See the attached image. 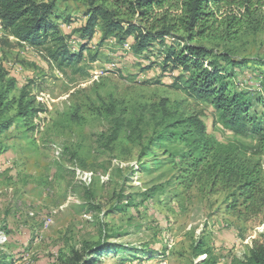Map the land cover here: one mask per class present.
Returning <instances> with one entry per match:
<instances>
[{
  "label": "rangeland",
  "instance_id": "1",
  "mask_svg": "<svg viewBox=\"0 0 264 264\" xmlns=\"http://www.w3.org/2000/svg\"><path fill=\"white\" fill-rule=\"evenodd\" d=\"M51 1L79 50L75 31L88 6ZM225 11L238 15L235 6ZM101 35L98 28L88 40L84 71L74 74L0 23V264L243 260L264 243V148L224 130L212 106L175 88L185 79L165 63L167 47L153 42L137 55L134 36L101 43ZM177 37L185 34L164 43ZM194 45L210 50L206 66L214 63L264 114V30L246 22L238 34ZM190 117L205 133L183 135ZM159 135L168 140L150 142ZM247 177L257 181L249 193Z\"/></svg>",
  "mask_w": 264,
  "mask_h": 264
},
{
  "label": "trees",
  "instance_id": "2",
  "mask_svg": "<svg viewBox=\"0 0 264 264\" xmlns=\"http://www.w3.org/2000/svg\"><path fill=\"white\" fill-rule=\"evenodd\" d=\"M78 1L87 5L89 10L85 15V24L75 31L84 43L77 51L70 47L72 36L60 28L58 22L61 17L56 12L54 1L0 0V23L19 42L39 50L59 71L69 69L74 74L84 71V50L98 28L102 34L101 43L116 33L134 36L132 48L137 55L143 54L151 43L159 42L168 49L165 63L183 69L184 75L177 79L183 78L185 81L183 84L177 83L175 88L199 103L212 106L216 123L224 130L253 139L258 142L260 150L264 148V114L256 111L258 104H255L254 98L246 91L233 88L228 77L223 76L214 63L206 66L203 58L211 51L204 46L194 45L195 40L220 39L238 34L246 22L256 30H264V0ZM234 6L238 15L225 11ZM65 21L72 23L70 19ZM125 24L129 27L127 32ZM179 32L185 34V37H177L180 43L171 46L164 43L167 36ZM181 44L184 46L181 47ZM181 125L188 128L183 134L187 138L206 131L205 124L194 117L186 119ZM167 140V136L159 135L150 142L161 146ZM254 154L260 153L255 151ZM190 164L198 170L202 162L195 159ZM247 178L243 189L249 193L248 190H253L257 181ZM232 264H264V243L256 245L243 260L233 259Z\"/></svg>",
  "mask_w": 264,
  "mask_h": 264
},
{
  "label": "built area",
  "instance_id": "3",
  "mask_svg": "<svg viewBox=\"0 0 264 264\" xmlns=\"http://www.w3.org/2000/svg\"><path fill=\"white\" fill-rule=\"evenodd\" d=\"M62 28L69 29V27H68V28H66V26H65V25H64V26H62Z\"/></svg>",
  "mask_w": 264,
  "mask_h": 264
}]
</instances>
